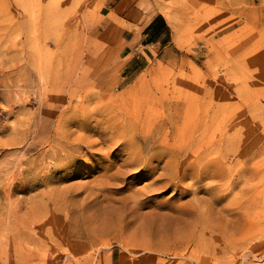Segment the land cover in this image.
<instances>
[{
    "label": "rangeland",
    "instance_id": "obj_1",
    "mask_svg": "<svg viewBox=\"0 0 264 264\" xmlns=\"http://www.w3.org/2000/svg\"><path fill=\"white\" fill-rule=\"evenodd\" d=\"M262 90L264 0H0V264H264Z\"/></svg>",
    "mask_w": 264,
    "mask_h": 264
},
{
    "label": "bare ground",
    "instance_id": "obj_2",
    "mask_svg": "<svg viewBox=\"0 0 264 264\" xmlns=\"http://www.w3.org/2000/svg\"><path fill=\"white\" fill-rule=\"evenodd\" d=\"M80 57H81V51L79 52H76V55H75V57L74 58H76V66H77V70L81 73V75L78 77V78H76L77 79V81L79 82V83H88L89 81H90V79L92 80L89 84H91V85H94V84H96L97 83V79H98V72H97V69H96V67H93V69L91 70V72H90V74L89 75H87V77H86V75H85V73H84V69H83V67L80 65V61H77V60H79L80 59ZM85 69H87V67L85 68ZM68 72H71V71H68ZM68 72H66L65 71V77H71V75H69L68 74ZM73 73H75L76 72V70H75V72L74 71H72ZM40 75V74H39ZM83 75H85V76H83ZM42 76V75H41ZM88 77H90L89 79H88ZM68 78H66V79H68ZM66 82V81H65ZM74 82V81H73ZM83 87V86H82ZM72 88V87H71ZM76 89V88H75ZM93 112V111H92ZM83 114V113H82ZM86 115V114H85ZM82 116V115H81ZM101 117V116H100ZM85 118H86V116H85ZM78 119V118H77ZM97 119V118H96ZM86 120V119H85ZM87 121V120H86ZM88 122H90V121H88ZM99 122V121H98ZM89 125V124H88ZM85 127V126H84ZM89 130V129H88ZM65 133V132H64ZM67 133V132H66ZM64 135H66V134H64ZM11 146V145H10ZM212 165V164H211ZM203 173V172H202ZM186 175V174H185ZM201 178V177H200ZM195 196H196V194H195ZM199 200V199H198ZM201 201V200H200ZM198 202V201H197ZM192 207H194V206H192ZM182 222H184L183 220H182Z\"/></svg>",
    "mask_w": 264,
    "mask_h": 264
},
{
    "label": "crops",
    "instance_id": "obj_3",
    "mask_svg": "<svg viewBox=\"0 0 264 264\" xmlns=\"http://www.w3.org/2000/svg\"><path fill=\"white\" fill-rule=\"evenodd\" d=\"M164 26L166 27V23L165 21L162 19H157L156 17H154L148 24V26L145 28H149L145 34L142 35L141 37V41L142 40H147V39H151V37L154 34H160V32H162V30L164 29ZM262 92H264V90H262Z\"/></svg>",
    "mask_w": 264,
    "mask_h": 264
},
{
    "label": "trees",
    "instance_id": "obj_4",
    "mask_svg": "<svg viewBox=\"0 0 264 264\" xmlns=\"http://www.w3.org/2000/svg\"><path fill=\"white\" fill-rule=\"evenodd\" d=\"M160 20H162V19L160 18ZM148 29H149V28H148ZM148 29H147V30H148Z\"/></svg>",
    "mask_w": 264,
    "mask_h": 264
}]
</instances>
